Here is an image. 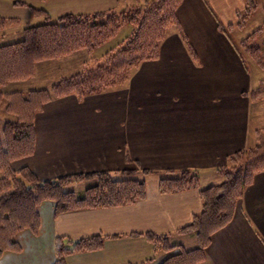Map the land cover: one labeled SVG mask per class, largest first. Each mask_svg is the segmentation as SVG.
<instances>
[{"label":"crops","instance_id":"crops-1","mask_svg":"<svg viewBox=\"0 0 264 264\" xmlns=\"http://www.w3.org/2000/svg\"><path fill=\"white\" fill-rule=\"evenodd\" d=\"M15 2L36 9L40 8L36 4L43 6L40 9L56 19L121 11L140 0ZM246 8L245 0H183L177 13L197 59L189 53L182 32L175 30L161 44L160 58L141 63L123 85L81 99L55 98L45 105L35 119V152L14 162V170L22 162L43 182L129 169L154 174L144 177L146 198L133 205L57 216L53 202L42 203L38 234L22 231L21 250L6 251L0 264H55L57 238L69 248L83 239L105 238L101 250L72 254L67 264H163L182 249L197 247L195 235L179 231L202 211L201 190L220 185L223 178L217 170L234 153L254 148L257 131L264 129L260 126L264 107L258 110L259 103L250 96L263 79L254 70L255 62L240 55L237 46L242 38L232 31ZM262 16L261 24L246 33L260 30L264 37ZM7 44L12 43L2 45ZM85 57L82 71L89 62ZM71 58L38 65L39 74L33 79L37 81L21 91L50 89L70 77L79 70L67 69L65 62ZM184 170L198 175L199 189L159 192V181L167 171ZM147 233L168 236L175 249L164 252ZM205 253L200 264H264V172L244 190L233 219L211 237Z\"/></svg>","mask_w":264,"mask_h":264},{"label":"trees","instance_id":"trees-1","mask_svg":"<svg viewBox=\"0 0 264 264\" xmlns=\"http://www.w3.org/2000/svg\"><path fill=\"white\" fill-rule=\"evenodd\" d=\"M249 11L252 0H245ZM182 0H148L143 6H129L123 11H106L95 14H67L52 21L47 11L26 3L15 5L28 7L35 17H43L44 23L24 28L22 41L0 46V99H9L8 112H14L17 120L0 126V258L6 251L19 252V233L30 230L37 234L40 228V206L50 201L56 205L55 214L118 208L136 204L146 198L144 177L153 175L149 170L129 169L118 173L95 172L75 174L57 181H40L31 169L15 172L11 164L20 158L34 154L36 147V115L55 98L75 95L84 98L123 85L131 71L143 62L160 58V46L167 29L174 25L182 32L187 49L194 59L197 54L184 36L177 9ZM246 16V17H247ZM18 23L15 19L0 16V29ZM242 23V22H241ZM130 27L124 38H119ZM261 31H256L237 46L243 57L253 59L263 67L264 58L256 57L261 45L252 43ZM107 47L104 60L95 67L58 81L50 89L16 92L4 95L3 86L8 82L28 80L34 77L36 65L45 61H58L78 52H86L93 62L99 60L94 53ZM255 56V57H254ZM250 57V56H249ZM264 94V82L250 96L258 99ZM142 172V173H141ZM223 178L220 185L201 190L202 211L179 234L195 235L197 247L182 249L181 254L169 258L163 264H200L206 259L205 249L211 237L226 227L233 219L237 201L250 186L257 174L264 172V132H257L256 146L229 156L227 164L217 170ZM140 174L143 178L140 179ZM117 175V176H115ZM22 176V178L20 177ZM95 181L82 193L65 190L64 186L79 181ZM200 188L199 177L190 170L180 173L167 171L159 181L163 195L178 194ZM146 237L160 245L164 252L175 249L168 236L147 233ZM105 238L95 236L80 240L67 247L63 238L54 243L55 264H67L66 258L81 252L101 250Z\"/></svg>","mask_w":264,"mask_h":264},{"label":"rangeland","instance_id":"rangeland-1","mask_svg":"<svg viewBox=\"0 0 264 264\" xmlns=\"http://www.w3.org/2000/svg\"><path fill=\"white\" fill-rule=\"evenodd\" d=\"M14 3L15 1H19V0H0V13H2L3 16L7 17V19H15L17 20L18 23L16 24H9L7 26H5L4 28H1L0 29V46L2 44H5V43H14V42H19L20 40H22L23 38V28L22 27H26L28 25H39V24H42L44 23V18L43 17H35V16H32L31 13H30V10L25 7V6H22L21 5H16L15 6V3L13 4L12 2ZM20 1H28V0H20ZM34 0H31V2L33 3ZM41 1H48V0H41ZM148 1V0H140L139 2V5L138 6H143L144 3ZM183 2V0H182ZM181 2V4H182ZM180 4V5H181ZM135 6L136 4H133L131 2V5L130 6ZM179 5V7H180ZM36 6L38 7H43V6H39L36 4ZM178 7V8H179ZM248 7V6H247ZM253 7H255L254 9H252ZM39 8V9H40ZM38 9V8H37ZM248 8H246L245 12L241 14V16L239 17V20L237 21V23L235 24V26L233 27L232 31L233 32H239L238 33V36L242 38V40L239 42V44L241 45L243 41L247 40V38L250 36V35H253L256 31H253L252 33H246V32H249V30L251 29L250 27H253V28H256L258 26V24H261L258 19H261V17H263L262 15H264V13L262 11H264V0H252V6H250V9H252V11H249V15L247 16L248 14ZM178 10V9H177ZM45 11V10H44ZM119 11V10H117ZM123 11V10H121ZM48 12V11H47ZM106 12V11H105ZM178 12V11H177ZM100 13V12H98ZM95 14V13H93ZM67 15V14H65ZM11 16H16L17 18H12ZM51 16V15H50ZM247 16V17H246ZM2 17V16H1ZM5 17H2V18H5ZM39 18V20H38ZM177 18L179 20V23H180V26H181V30H183L182 28V25H181V22H180V19H179V16H178V13H177ZM52 21H55L56 19H53L51 18ZM23 22V24H22ZM242 22V23H241ZM258 22V23H257ZM29 23V24H28ZM23 25V26H22ZM249 25V26H248ZM247 26V27H246ZM128 29L130 30V27L128 26V28H125V30H123V32H121V36H119V38H124L125 35L127 34L126 32L128 31ZM179 31V29L174 26V25H171L168 29H167V32H166V36L165 38L167 37V35L169 34V32H172V31ZM245 37V38H244ZM165 40V39H164ZM163 43V41L161 42V44ZM252 43H258L259 45H261L262 47V51L259 52L258 54H256V57H261V58H264V37H263V33H258V36L255 38L254 41H252ZM107 47H104L102 49H99L97 50L95 53H94V56L96 58H99V60H96V62L93 60L91 61L90 57H89V62L86 64V68H91V67H95L96 64L95 63H98V64H101L102 62H104V60L100 57L104 56V54L106 53V49ZM76 54V55H75ZM72 56L71 59L69 60H66L67 62H65L67 64V69H69V71H73L74 67H76V69L78 68L79 70L76 71L74 74H77L79 72H81L82 70L80 69V63L82 61L84 62H87V58L85 56H87L86 52H78V53H75ZM160 54H161V46H160ZM249 56H250V59H252L255 63L254 65V70L257 71V74L260 73V77L258 75L259 78H262L263 79V82H264V69L262 66H260L257 61H255L253 59V56L250 55L251 52L248 53ZM69 56V57H71ZM255 57V56H254ZM68 58V57H67ZM66 59V58H65ZM63 60V59H62ZM54 61V60H53ZM59 61V60H58ZM45 62H50V61H45ZM45 62H41V63H38L36 65V71H35V75L33 78L31 79H28V80H22V81H12V82H8L5 86H3L2 88V92L4 95H8V94H13V93H16V92H23L21 90L27 88V85H30L32 83H35L36 81H33V79H35L37 77V75L39 74V72L37 73V66L38 65H41ZM140 64H138L132 71H131V75L133 74V72L136 70L137 67H139ZM253 65V63H252ZM42 67V66H41ZM45 66H43V69H42V77L46 76L47 75V72L45 71ZM57 71V69H55V72ZM75 71V70H74ZM73 71V72H74ZM71 75V76H73ZM130 75V76H131ZM42 77L40 78V80H42ZM130 78V77H129ZM39 80V81H40ZM62 80V79H61ZM129 80V79H128ZM127 80V81H128ZM60 81V80H59ZM260 81L259 84L263 83ZM126 83V82H125ZM41 84H45V83H40ZM33 90V89H32ZM32 90H28L27 92L29 91H32ZM257 102L259 103L258 104V110H260L262 107H264V94L261 95L258 99H257ZM8 105H9V99L7 97H2L0 99V126H3L5 122H8V121H16L17 120V117L15 115L14 112H8ZM45 107V106H44ZM264 110V109H263ZM262 110V111H263ZM43 111V110H42ZM41 111V112H42ZM40 113V112H39ZM38 113V114H39ZM37 116V115H36ZM263 116H264V112H263ZM36 119V118H35ZM262 128L264 127V118L262 119V124L260 125ZM264 132V129H260L258 130L257 132ZM256 137H257V133H256ZM256 146V145H255ZM254 146V147H255ZM252 149V148H250ZM32 156V155H31ZM29 156V157H31ZM25 158H28V157H23V158H20L18 160H15L14 162L16 161H21V160H24ZM13 162V163H14ZM13 163L11 164L12 168H13ZM24 163L22 164H19L16 169L14 170L15 172H19L21 171L22 169L24 168H27V167H23ZM29 169V168H28ZM139 170H145V169H139ZM142 173V172H141ZM75 175V174H74ZM117 176V175H115ZM22 178V176H20ZM140 179L143 178V175L140 174ZM0 178H3V174L0 173ZM58 180V179H57ZM55 180V181H57ZM41 181V180H40ZM43 182V181H42ZM95 184V181L92 180V181H79V182H75V183H71V184H68V185H65L64 186V189L65 190H68L70 189L69 191H74V192H77V193H82L84 192L87 188L93 186ZM50 202V201H48ZM239 200L237 201V204H238ZM237 204H236V207H237ZM236 211V209H235ZM30 231V230H29ZM39 232V231H38ZM21 233V232H20ZM19 233V234H20ZM38 234V233H37ZM35 234V235H37ZM191 235V234H189Z\"/></svg>","mask_w":264,"mask_h":264}]
</instances>
